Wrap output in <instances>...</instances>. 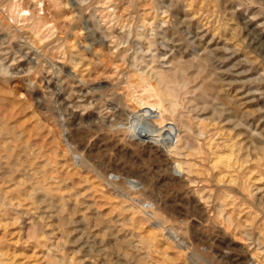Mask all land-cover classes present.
<instances>
[{
	"label": "rangeland",
	"instance_id": "obj_1",
	"mask_svg": "<svg viewBox=\"0 0 264 264\" xmlns=\"http://www.w3.org/2000/svg\"><path fill=\"white\" fill-rule=\"evenodd\" d=\"M176 67L165 158L103 101L154 116L142 79ZM116 119L122 133L77 125ZM0 130V264H264V0H0ZM127 179L149 190L127 195Z\"/></svg>",
	"mask_w": 264,
	"mask_h": 264
},
{
	"label": "bare ground",
	"instance_id": "obj_2",
	"mask_svg": "<svg viewBox=\"0 0 264 264\" xmlns=\"http://www.w3.org/2000/svg\"><path fill=\"white\" fill-rule=\"evenodd\" d=\"M37 22H38V20H37ZM41 22V21H40ZM44 22V21H43ZM41 25V24H40ZM40 25H39V23H38V26H37V28H40ZM44 27V26H43ZM36 28V30H37V32H38V29ZM84 29V28H83ZM4 30V29H3ZM35 30V31H36ZM49 30V29H48ZM47 30V31H48ZM50 32H52V28H50ZM42 31V30H41ZM50 32H49V34H50ZM2 33H3V31H2ZM41 33V32H40ZM45 34V33H44ZM93 35V34H92ZM42 36H44V35H42ZM95 36V40H98V38L96 39V36L97 35H94ZM93 36V37H94ZM46 37V36H45ZM4 38H5V35H4ZM7 38V37H6ZM101 38V37H100ZM40 39H42V38H40ZM90 39H91V37H90ZM38 40V39H37ZM93 40V39H92ZM94 40V41H95ZM100 40V39H99ZM3 41H4V39H3ZM6 41H7V39H6ZM43 41V40H42ZM5 42V41H4ZM97 42V41H96ZM102 42V41H101ZM93 43V42H92ZM98 45V44H97ZM100 45V44H99ZM94 53V52H93ZM39 55V54H38ZM38 55H36V56H38ZM39 57V56H38ZM40 57H42V56H40ZM31 65V64H30ZM62 65H60V67H61ZM65 66V65H64ZM181 66V65H180ZM59 67V66H58ZM59 67V70L58 71H60L61 73H62V71H66V70H63V68L61 67L60 68ZM65 68V67H64ZM177 68V67H176ZM174 69V68H173ZM178 70H176L174 73H162V71H160L161 73L159 74L160 75V77H159V80H157V83L156 84H152V83H150L149 81H147V80H145V79H142V81L145 83V85L142 87V88H140L141 90H142V94L141 95H139V97H136L135 99V102H136V105L137 106H141V107H145V109H152V114L154 115V116H152L150 113H144V112H140V111H136L135 109L133 110V107H132V109H128L127 108V106H124V104H122V102L121 101H123V100H120V98L119 97H117V98H115V99H112V100H107L106 98V100L105 101H103V107H107L110 111H112V112H114L115 114H116V116L119 118V119H121V118H123V117H126L125 119H128V125H126V128L124 127V124L122 125V123H120V120L118 121L117 119H116V121H114V122H106L105 120L103 121V120H100V121H96V123H95V125H91L90 123H89V121H87V120H84V121H82V120H80V124H77V125H79V128H86V129H88V128H90V129H92L93 128V126H94V129H96V130H100V129H102V133H103V130H107V131H113V132H115V133H122V131H123V129L125 128V129H128L129 130V133H128V135H130V137H131V139H134L135 141V145L134 146H136V147H142V148H145L146 150L148 149L149 150V152H153V153H155V154H160V156H164L165 158L167 157V151H169L168 149H170L171 147L170 146H168V140H169V137L171 136V135H173V134H175L176 132H175V128H173L172 127V125H162L163 123H165L166 121H168V120H170V119H168L167 118V111L166 110H163L162 108H163V100L164 101H167V102H169V108H170V110H172L174 113L176 112V108L178 107V105H179V103H180V101L178 102V97H179V92L177 91V88H179V86L180 85H182L183 86V88L184 87H187V85H188V82H186V80H180V79H182L181 77H182V70L180 69V68H177ZM167 70V69H166ZM178 71H180L181 73V75L179 74V72ZM67 73H69L68 71H66ZM67 73H65V74H67ZM76 73V72H75ZM3 74V73H2ZM63 74V73H62ZM154 74H156V73H154ZM69 75V74H68ZM3 76V75H2ZM180 76V77H179ZM67 77V76H66ZM156 77H157V75H156ZM184 77V76H183ZM189 77V76H188ZM190 78V77H189ZM1 79L3 80V82L4 83H8V79H5V78H3V77H1ZM32 79V78H31ZM27 81V80H26ZM11 82V81H10ZM9 82V83H10ZM28 83V82H27ZM129 83V82H128ZM137 83H138V80H137ZM132 85V84H131ZM7 86V85H6ZM25 87V86H24ZM34 87H35V85H34V82L32 83V82H29L28 83V86H27V89H28V91L30 92V93H32L33 92V90H34ZM135 87V86H134ZM138 87V86H137ZM99 88V87H98ZM26 89V88H25ZM26 89V90H27ZM100 89V88H99ZM102 89V88H101ZM137 89V88H136ZM207 89V88H206ZM140 90V91H141ZM183 90V89H182ZM12 91V90H11ZM128 91H130V90H128ZM29 93V94H30ZM128 93V92H127ZM136 93V92H135ZM181 94V93H180ZM190 94V93H189ZM125 95V94H124ZM123 95V96H124ZM182 95V94H181ZM29 96H31V95H29ZM111 96H113V95H111ZM32 97V96H31ZM37 97V96H36ZM125 97V96H124ZM113 98V97H112ZM126 98V97H125ZM131 98V97H130ZM100 101H102V99H99ZM131 100H132V98H131ZM134 100V99H133ZM184 100V99H183ZM125 101V100H124ZM189 101V100H188ZM50 102V101H49ZM125 102H127V100L125 101ZM133 102V101H132ZM166 102V103H167ZM190 102V101H189ZM41 103V102H40ZM56 103V102H55ZM128 104V103H127ZM50 106H52L53 107V105L51 104ZM56 107V106H55ZM129 107V106H128ZM50 109V108H49ZM49 109L47 108V110L49 111ZM57 110H58V108H56ZM60 109V108H59ZM205 109V108H204ZM45 110H46V108H45ZM54 110V109H53ZM56 111V110H55ZM46 112V111H45ZM172 112V113H173ZM201 112V111H200ZM171 113V114H172ZM50 114V113H49ZM58 119V126H59V130L61 131V134H59V136H61L62 138H63V142L65 143V145H64V143H63V145L65 146V149H67V151L69 152V154H70V156H71V158L70 159H72L73 160V162H74V164H75V166H77L78 168H82L83 167V165H85L86 164V161H85V156H84V153H82V152H80L81 150V147L80 148H77V147H72L71 146V144H72V142L70 143V133H71V130L70 129H72V128H70V127H72V125H71V120H69V117H68V119H64L65 117H64V115H62L61 114V116L59 117V115H57V113H56V115H55ZM52 117V116H51ZM51 119V118H50ZM70 119H72V118H70ZM96 119V118H95ZM124 119V118H123ZM53 120V119H52ZM89 120V119H88ZM114 120H115V118H114ZM74 121V120H73ZM123 121V120H122ZM188 121V120H187ZM192 121V120H191ZM54 122V121H53ZM88 122V123H87ZM84 123H87V124H84ZM127 123V122H126ZM172 123V122H171ZM190 123V122H189ZM94 124V123H93ZM187 124V123H186ZM74 125V124H73ZM179 125H180V123H179ZM192 125V124H191ZM57 126V127H58ZM75 126V125H74ZM174 126V125H173ZM56 127V126H55ZM74 128V127H73ZM77 128V127H76ZM75 129V128H74ZM78 130V129H77ZM178 130V129H177ZM1 131V130H0ZM59 131V132H60ZM75 131V130H74ZM184 131H185V129H184ZM193 131V130H192ZM100 133V132H99ZM107 133V132H106ZM185 133H187V132H185ZM184 133V134H185ZM193 133V132H192ZM213 133V132H212ZM92 134V133H91ZM7 135V134H6ZM8 137H9V135H7ZM73 136H74V134H73ZM75 136H77V135H75ZM75 136H74V138H75ZM87 136V135H86ZM85 136V137H86ZM94 136V135H93ZM176 136H177V134H176ZM180 136V135H179ZM191 136V135H190ZM61 137H59L58 139H60ZM78 137H80V136H78ZM102 137V136H101ZM121 137V136H120ZM119 137V138H120ZM192 137V136H191ZM1 138H3V137H1ZM73 138V139H74ZM89 138V137H88ZM96 138V137H95ZM185 138V137H184ZM190 138V137H189ZM6 139V138H5ZM14 139V138H13ZM84 139V138H83ZM82 139V140H83ZM87 139V138H86ZM86 139H84V140H86ZM7 140V139H6ZM5 140V141H6ZM10 140V139H9ZM75 140V139H74ZM83 140V141H84ZM88 140V139H87ZM185 140V139H184ZM8 141V140H7ZM60 141H61V139H60ZM75 141H77V140H75ZM79 141V140H78ZM186 141H187V138H186ZM197 141H198V139H197ZM15 142V141H14ZM79 142H81V141H79ZM199 143V142H198ZM74 144V143H73ZM76 144H78V143H76ZM92 144V143H91ZM130 144V143H129ZM173 144L174 145H176L175 144V142H173ZM3 145V144H2ZM10 145V144H9ZM75 145V144H74ZM79 145V144H78ZM83 145V144H82ZM89 145V144H88ZM87 145V146H88ZM131 145V144H130ZM84 146V145H83ZM133 146V145H132ZM89 147V146H88ZM172 147H174V146H172ZM183 147H185V146H183ZM195 147V146H194ZM8 148H10L9 146H8ZM85 148V147H84ZM83 148V149H84ZM193 148V147H192ZM202 148H204V146H202ZM0 149H1V147H0ZM12 149V148H11ZM25 149V148H24ZM89 149V148H88ZM139 149V148H138ZM191 149V148H190ZM189 148H188V150H190ZM62 150H63V148H62ZM84 150H86V149H84ZM144 150V149H143ZM142 150V151H143ZM178 150V149H177ZM192 150V149H191ZM199 150H200V147H199ZM198 150V151H199ZM2 151V150H1ZM32 151V150H31ZM66 151V152H67ZM202 151V150H201ZM12 152V151H11ZM64 152V151H63ZM85 152V151H84ZM28 153V152H27ZM89 153V152H88ZM172 153V152H171ZM16 154V153H15ZM14 154V155H15ZM20 154V153H19ZM19 154H18V156H19ZM23 154V153H22ZM152 154V153H151ZM1 155H2V153H1ZM28 155V154H27ZM158 155H157V157H158ZM187 155H188V153H187ZM232 155V154H231ZM7 157H8V155H6ZM10 156V155H9ZM29 156V155H28ZM69 156V157H70ZM160 156L158 157V158H160ZM190 156V155H189ZM192 156V155H191ZM203 156V155H202ZM7 157H5V158H7ZM25 157V156H24ZM87 157V156H86ZM187 157V156H186ZM185 157V158H186ZM199 157V156H198ZM162 158V157H161ZM168 158V157H167ZM170 158V157H169ZM220 158V156L218 157V159ZM4 159V158H3ZM16 159V161H17V157L15 158ZM172 159V158H171ZM221 159V158H220ZM219 159V160H220ZM34 160V159H33ZM32 160V161H33ZM87 160V159H86ZM88 160H89V158H88ZM227 160V159H226ZM8 161H9V159H8ZM15 161V162H16ZM31 161V160H30ZM164 161V160H163ZM169 161H170V159H169ZM200 161V160H199ZM10 162V161H9ZM15 162H13V163H15ZM29 162V161H28ZM171 162L172 161H170V163L169 162H166L165 164H168V166H169V164H171ZM218 162V161H217ZM221 162H222V160H221ZM225 162V161H224ZM227 162V161H226ZM8 163V162H7ZM22 163V162H21ZM30 163V162H29ZM28 163V164H29ZM220 163V162H219ZM240 163V162H239ZM10 164V163H9ZM28 164H26L27 166H28ZM33 164V163H32ZM37 164V163H36ZM229 164V163H228ZM11 165V164H10ZM16 165V164H15ZM192 165V164H191ZM226 165V164H225ZM31 166V165H30ZM85 166H87V165H85ZM90 166V165H89ZM161 166V165H160ZM3 167V166H2ZM11 167V166H10ZM19 167V166H18ZM167 167V166H166ZM174 168L175 169V167L174 166H172V164H171V168ZM191 167V166H190ZM193 167V166H192ZM1 168V167H0ZM28 168V167H27ZM85 168V167H84ZM91 168V167H90ZM168 168V167H167ZM167 168H165V169H167ZM170 168V167H169ZM170 168V169H171ZM26 169V168H25ZM37 169V168H36ZM39 169V168H38ZM45 169V168H44ZM83 169V168H82ZM85 169H87V168H85ZM13 170H14V168H13ZM27 170V169H26ZM90 170V169H89ZM168 170V169H167ZM166 170V171H167ZM185 170H187V169H185ZM17 171V170H16ZM170 171V170H169ZM192 171V170H191ZM190 171V172H191ZM32 172V171H31ZM30 171L29 172H27V173H31ZM44 172H45V170H44ZM178 171L176 170V172H175V174L177 173ZM96 173V172H95ZM8 174V173H7ZM10 174V173H9ZM38 174V173H37ZM172 174V173H171ZM174 174V173H173ZM192 174V173H191ZM12 175H13V173H12ZM17 175V174H16ZM40 175H43V173L41 174V169H40ZM177 175V174H176ZM26 176V175H25ZM24 176V177H25ZM29 176H30V174H29ZM180 176V175H179ZM182 176V175H181ZM10 177V176H9ZM48 177V176H47ZM47 177H45L46 179H47ZM126 177V176H125ZM13 178H15V177H13ZM19 179H20V177H18ZM129 178V177H128ZM133 178L134 177H132V180H133ZM26 179L28 180L29 178H27L26 177ZM40 179V178H39ZM138 179H139V177H138ZM3 180V179H2ZM8 180H9V178H8ZM13 180V179H12ZM22 180V179H21ZM51 180V179H50ZM124 181H125V179H123ZM175 180V179H174ZM183 180V179H182ZM185 180V179H184ZM17 181V180H16ZM15 181V182H16ZM36 181H38V180H36ZM47 181V180H46ZM144 181V180H143ZM188 181V180H187ZM186 181V182H187ZM196 181V180H195ZM9 182V181H8ZM23 182V181H22ZM25 182V181H24ZM34 182V181H33ZM48 182V181H47ZM137 182V181H136ZM145 182V181H144ZM2 183V182H1ZM30 183V182H29ZM127 183H129V191L126 193L127 195H129L130 193H131V191H133V192H135V193H141V192H143L145 189H144V186H143V184H141L140 182H137V183H133V182H130L129 181V179H127ZM148 183V182H147ZM25 184V183H24ZM26 184L28 185V181L26 182ZM37 184V183H36ZM109 184V183H108ZM145 184V183H144ZM187 184V183H186ZM203 184V183H202ZM1 185V184H0ZM35 185V184H34ZM149 185V184H148ZM151 185V184H150ZM32 186H33V184H32ZM32 186H31V188H32ZM36 186V185H35ZM45 186V185H44ZM146 186V185H145ZM39 187V186H38ZM46 187V186H45ZM149 188H150V186H148ZM185 187V186H184ZM35 188V187H34ZM34 188H32L33 190H34ZM40 189H41V187H39ZM146 188V187H145ZM120 189V188H119ZM147 189V188H146ZM151 189V188H150ZM233 189V188H232ZM31 190V189H30ZM51 190V189H50ZM113 190V189H112ZM126 190V189H125ZM131 190V191H130ZM149 190V189H148ZM148 190H146V191H148ZM0 191H1V189H0ZM146 191H144V192H146ZM232 191V190H231ZM45 192V191H44ZM116 192V191H115ZM119 192V191H118ZM117 192V193H118ZM39 193V192H38ZM46 193H48V192H45V194ZM31 194V193H30ZM37 194V193H36ZM42 194V193H41ZM119 194V193H118ZM120 194H122V193H120ZM124 194V193H123ZM123 194H122V196H123ZM125 194V195H126ZM34 195V194H33ZM50 195V194H49ZM187 195V193L185 194V196ZM193 195H194V193H193ZM2 196H4V195H2ZM35 196V195H34ZM192 196V195H191ZM5 197V196H4ZM37 197V196H36ZM35 197V198H36ZM50 197V196H49ZM127 197V196H126ZM189 197V196H188ZM45 198H47V197H45ZM54 198V197H53ZM199 199V198H198ZM24 201V200H23ZM51 201V200H50ZM193 202V201H192ZM199 202V201H198ZM197 202V203H198ZM47 203V202H46ZM196 203V202H195ZM165 204V203H164ZM190 204V203H189ZM202 204V203H201ZM203 205V204H202ZM189 205H187V207H188ZM192 206V205H191ZM194 206V205H193ZM201 206V205H200ZM164 207V206H163ZM204 207V206H203ZM201 208H202V206H201ZM201 208H199V209H201ZM205 208V207H204ZM188 209H190V208H188ZM196 208L194 207V210H195ZM155 210V209H154ZM158 210V209H157ZM164 210V209H163ZM168 210V209H167ZM166 210V211H167ZM191 210V209H190ZM196 210H198V209H196ZM195 210V211H196ZM202 210H203V208H202ZM156 211V210H155ZM160 211H162V210H160ZM168 211H170V210H168ZM167 211V212H168ZM181 210H179V212H180ZM192 211V210H191ZM199 211V210H198ZM58 212V211H57ZM157 212V211H156ZM178 212V211H177ZM188 212V211H187ZM190 212V211H189ZM203 212V211H202ZM201 212V213H202ZM174 213H176V212H174ZM191 213V212H190ZM204 213V212H203ZM202 213V214H203ZM206 213V212H205ZM148 214V213H147ZM168 214V213H167ZM169 214H172V212L171 213H169ZM169 214H168V216H169ZM179 214V213H178ZM178 214H174V215H178ZM182 214H184V213H182ZM193 214L194 215H196L194 212H193ZM192 214V215H193ZM201 214V215H202ZM207 214V213H206ZM206 214H204V216L206 215ZM211 214V213H210ZM186 215V214H185ZM199 215V214H198ZM208 215V214H207ZM206 215V216H207ZM181 216V215H180ZM203 216V215H202ZM203 216V217H204ZM173 217V216H172ZM183 217V216H182ZM181 217V218H182ZM186 217H189V216H187L186 215ZM212 217V216H211ZM206 218V217H205ZM178 219V218H177ZM187 219H189V218H187ZM199 219V218H198ZM183 220V219H182ZM201 220V219H200ZM210 220V219H209ZM180 221H181V219H180ZM180 221H177V222H179L180 223ZM173 222V221H172ZM188 222V221H187ZM210 222H211V220H210ZM81 224V223H80ZM160 224V223H159ZM158 224V225H159ZM178 224V223H177ZM182 224H184V223H182ZM156 225V224H155ZM184 225H187V224H184ZM219 225V224H218ZM220 225H222V224H220ZM221 228H222V226H220ZM172 228H175V226H173ZM179 229V228H178ZM178 229H176V230H178ZM185 231H186V228H183ZM182 229V230H183ZM220 229V228H219ZM223 229V228H222ZM75 230V229H74ZM173 230V229H172ZM172 230H171V233L170 234H168L169 235V239L171 238L176 244H177V247L180 249L182 246H184V245H186V242H184V239L183 238H181L182 236L181 235H176V234H174V232H172ZM175 230V229H174ZM181 230V231H182ZM224 230V229H223ZM169 231V230H168ZM184 231V232H185ZM189 230H187L186 232H188ZM183 232V233H184ZM185 232V233H186ZM169 233V232H168ZM183 233H181V234H183ZM165 234V233H164ZM185 238V237H184ZM223 240V239H222ZM185 241H188V238L187 239H185ZM84 242H85V240H84ZM92 242V241H91ZM101 244V243H100ZM97 245V244H96ZM189 245V244H188ZM185 248H187V247H185ZM222 249V248H221ZM122 250H124V249H122ZM181 250V249H180ZM97 251H99L98 250V248H97ZM96 252V251H95ZM85 254V253H84ZM88 254V253H87ZM221 255V254H220ZM119 256V255H118ZM254 256V255H253ZM88 257V256H87ZM116 258H117V256H116ZM192 258H193V256H192ZM255 258V257H254ZM118 259V258H117ZM226 259V258H225ZM124 262V261H123ZM69 264V263H68ZM124 264V263H123ZM125 264H126V261H125Z\"/></svg>",
	"mask_w": 264,
	"mask_h": 264
}]
</instances>
